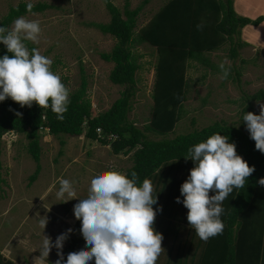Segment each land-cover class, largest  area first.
<instances>
[{
  "label": "trees",
  "instance_id": "trees-1",
  "mask_svg": "<svg viewBox=\"0 0 264 264\" xmlns=\"http://www.w3.org/2000/svg\"><path fill=\"white\" fill-rule=\"evenodd\" d=\"M103 1L106 3L110 20L106 23L90 24L115 39L111 50L102 52L100 56L106 62L113 63L109 80L112 84L122 87L119 97L108 109L93 115L92 103L87 95V78L82 72L80 86L69 91L70 104L68 111L63 114V120L57 119V114L50 107L41 108L35 102L30 108L21 107L10 98L0 102V182L4 180L1 172V154L5 134H21L27 140V151L36 164L35 171L30 175L29 185L36 180L40 172V137L43 132L47 131L58 137L84 135L102 145H110L115 155L132 153V165L126 168L124 173L131 178V173L135 171L140 182L147 178L155 187L153 195L157 194L158 204L153 205V208L162 206V211L157 212L153 225L156 231L162 233L163 237L168 232L165 225L181 228L182 231L176 235L185 232L187 226V234L193 231L190 233V246L196 245L191 254L187 252L188 257H192L188 259L179 253L181 249H174L176 254L171 256L172 258L169 256L172 264H247L240 247L249 246L248 226H252L255 220L253 217L256 215H261L256 217L259 222L264 220V186L258 183L259 179L264 178V154L255 148V141L250 138L244 122L241 121L236 126L214 121L185 134L171 138L165 136L173 131L181 119V107L189 87L186 75L189 62L210 65L204 53L214 52L227 42L230 44L228 56L235 60L238 50L246 45L240 39L241 29L248 24H259L263 17L253 20L237 14L233 6L234 0H168L145 25L137 29L138 17L148 0H143V3L134 9L129 7L128 0L123 9L112 4L111 0ZM27 3L29 2L22 1L10 7L0 18V24L11 29L15 19L28 13L43 12L49 7L43 2L32 3L33 9L29 12ZM202 22L204 27L200 30L197 25ZM26 43L29 50L34 48L29 41ZM141 44L156 48L152 106L146 130L162 136L160 139L148 137L129 119L137 93V71L140 68L134 48ZM6 51L0 43V56L6 54ZM210 66L216 69L215 65ZM232 70L235 71L236 77L240 75L236 67H231ZM246 99L264 100V88L248 95ZM250 107L252 106L243 108L241 117L245 112H251ZM216 133L228 136L229 142L236 144L237 154L242 156L250 167L254 165L255 172L247 178L243 188L234 189L225 199L224 211L220 217L224 225L223 231L205 242L190 227L187 221L188 209L182 203H177L176 198L179 196L183 200L180 187L185 179L179 172L183 168L190 171L194 167L192 160L185 159L189 148L206 141ZM61 143L63 144V141ZM75 226L81 233L80 220L77 219ZM163 242L164 240L162 244ZM185 244L183 240L178 246L185 247ZM85 246V238L81 233V236L68 239L67 250L69 253ZM171 246L173 248V245ZM0 258L4 259L1 254ZM66 258L67 255L64 259ZM5 263L13 264L9 260ZM90 264H94V261Z\"/></svg>",
  "mask_w": 264,
  "mask_h": 264
},
{
  "label": "rangeland",
  "instance_id": "rangeland-1",
  "mask_svg": "<svg viewBox=\"0 0 264 264\" xmlns=\"http://www.w3.org/2000/svg\"><path fill=\"white\" fill-rule=\"evenodd\" d=\"M22 1L43 2L49 5L43 12L21 16L29 20H38L41 26L39 43L29 41L30 44L52 60L51 70L61 78L69 91L76 90L80 86L81 74L84 73L87 78V95L92 103L93 115L108 109L119 97L122 87L110 82L109 72L113 63L103 60L100 54L110 51L115 39L111 35L103 34L90 24L106 23L110 20L106 3L103 0H0V18L10 7ZM167 1L148 0L138 17L137 29L145 25ZM111 2L123 9L126 0H111ZM128 2L129 7L134 9L140 6L143 0H128ZM259 2L264 3L261 0L257 1ZM241 6L242 3H238L237 8L241 9ZM250 8L253 9L252 6ZM259 24H249L245 27L251 30H248L249 32L256 34L255 37L259 43H264V34L262 38L259 37V31L256 29ZM12 26L13 23L11 28ZM246 46L238 50V57L235 60L228 56L229 42L213 53H204L205 58H209L218 65L216 69L203 63L190 61L194 66L188 68L189 87L186 100L181 107V119L176 123L173 131L167 133L165 137L171 138L185 134L214 121L238 126L242 121V110L246 106H252L251 112L259 114L264 100H247L246 98L258 89L264 88V50L252 51L248 49V45ZM134 51L138 56L140 68L137 71V93L129 119L148 137L160 139L162 136L146 130L152 106L151 91L155 78L153 69L156 54L147 44L135 47ZM221 62H226V67L228 65L236 67L240 75L236 77L235 71L232 70L226 80L221 79L222 72L219 68ZM131 156L132 153L115 155L110 145H102L98 141L87 139L84 135L58 137L45 131L40 137V172L36 180L29 185L30 175L35 171L36 164L27 151V140L21 134H5L1 154V172L4 180L0 182V223L15 225L16 222H21L23 227L17 224L16 230H27L22 233L39 238L41 232H44L39 221L47 217L48 223L44 230L50 235L53 243L57 236L68 229H72L68 237L78 236L79 232L73 225L76 219L73 208L78 200L71 199L64 202L56 198L59 180L64 178L73 182L77 197L84 198L88 194L91 178L95 174L102 171L124 173L125 169L132 165ZM189 174L190 171L184 168L179 172L185 180ZM213 194L210 192V195ZM65 199L69 198L65 197ZM259 216L261 215L253 217L255 220L252 226L256 230H261L255 238L247 239V244L254 252L251 254L253 264L261 263V256L264 254V220L259 222L256 218ZM165 226L168 232L163 239L164 251L159 256L157 264H172L169 256L176 254V251L170 248L171 245L174 248L186 240L185 247L179 250L180 254L187 252L191 254L196 245L190 246L192 239L190 233L193 231L187 234L188 227L185 232L176 235L177 232L182 231L181 228L176 225ZM8 232V226L2 227V230L0 228V240L3 238V233H6L0 245H3L2 250L17 255L16 263L26 264L23 259L26 253L32 255L30 264H53L58 259L57 249L53 248L47 258L48 261H41L38 258L40 255L38 248L41 246L38 245V241L34 243L30 241L29 246L19 247L17 241L10 240L11 236H8ZM66 244L65 241L62 249L64 256L67 254ZM256 253L260 254V258H256ZM199 254L198 252L197 255ZM191 257L189 256L188 259Z\"/></svg>",
  "mask_w": 264,
  "mask_h": 264
},
{
  "label": "clouds",
  "instance_id": "clouds-1",
  "mask_svg": "<svg viewBox=\"0 0 264 264\" xmlns=\"http://www.w3.org/2000/svg\"><path fill=\"white\" fill-rule=\"evenodd\" d=\"M32 9L33 4L27 3V10L31 12ZM203 27V22L197 25L200 30ZM40 34L39 21L24 17L15 19L11 29L0 26V43L7 50L0 56V102L10 98L21 107L29 108L35 102L41 108L50 107L57 119L63 120L70 104L69 89L51 70L52 60L36 48L29 50L26 43H39ZM219 68L221 79L226 80L231 66L226 67V62H221ZM242 121L255 141V148L264 154V104H261L259 114L245 112ZM185 159L192 160L194 167L180 187L183 200L178 196L176 202L188 209L190 227L207 242L223 231L220 218L224 211L223 202L234 189L245 186L247 178L255 172V166L250 167L237 154L236 144L220 133L190 147ZM258 183L264 186V178ZM210 192L214 194L210 195ZM153 193L152 182L147 178L140 182L135 171L131 178L117 171L95 174L84 198L77 197L73 182L61 178L56 198L64 202L78 200L73 211L76 221L81 222L80 230L86 246L69 253L67 250L64 259L63 245L72 231L68 229L57 236L54 243L50 237L44 236L38 248V258L47 260L55 248L58 255L55 264H90L93 261L94 264H157L164 251V237L153 227L157 212L162 211V206L153 208L158 204L157 194L154 196ZM39 223L44 231L47 217Z\"/></svg>",
  "mask_w": 264,
  "mask_h": 264
},
{
  "label": "crops",
  "instance_id": "crops-1",
  "mask_svg": "<svg viewBox=\"0 0 264 264\" xmlns=\"http://www.w3.org/2000/svg\"><path fill=\"white\" fill-rule=\"evenodd\" d=\"M258 1V0H257ZM257 1L255 2V0H234V3H233V6H234V9H235V11L239 14V15H242V16H245V17H248V18H250V19H256V18H258V17H260V16H262L263 17V19H264V3H261V2H259V3H257ZM261 1H264V0H261ZM238 3H242V6H241V9H238L237 7H238ZM252 6V8L253 9H251L250 7ZM248 7V9L246 10V8ZM240 8V7H239ZM154 15V14H153ZM152 15V16H153ZM150 20V19H149ZM148 20V21H149ZM249 25V24H248ZM247 26V25H246ZM259 27H257L256 29L259 31V37H263V34H264V20H263V22H261L259 25H258ZM243 32H242V35H243V37H242V35H241V33H240V39L243 41V42H245L246 43V45H248L249 46V48L248 49H250V50H252V51H256V50H259V49H262V50H264V43H259L258 41H257V37H255V33H251V32H249V31H251L248 27H243ZM249 30V31H248ZM255 32V31H254ZM246 45H244V46H246ZM243 46V47H244ZM150 47H152V46H150ZM242 47V48H243ZM247 47V46H246ZM245 47V48H246ZM153 49H154V51H155V54H156V48L155 47H152ZM241 48V49H242ZM213 53V52H212ZM238 57V56H237ZM208 60H209V63H210V65H217L216 63H214V62H212V61H210V59L209 58H207ZM189 64H190V66H192L193 64H191V62H189ZM206 65H208V63H206ZM209 65V66H210ZM193 67V66H192ZM217 67H218V65H217ZM189 68V67H188ZM153 72H154V69H153ZM187 78H188V70H187ZM189 80V79H188ZM70 137V136H69ZM155 188V187H154ZM5 214H6V211L4 212ZM75 221H76V219L74 220V222H73V225H75ZM251 223V222H250ZM17 224L18 225H20L21 226V228L23 227L22 226V224H21V222H16L15 223V225H11L10 223H3V222H1L0 223V228H1V230H2V227H4V226H8V228H9V237L11 236V239L10 240H15V241H17L18 243H19V247H21V246H23V245H25V246H29V244H30V241H32L33 243L34 242H36V241H38V245H41L42 244V241H43V239H44V236H48V237H50V235L49 234H47L46 232H45V230H44V232H41V235L39 236V238H37V237H35L34 235H31V234H23L22 232H26L25 230L23 231V229H19V230H16V228H17ZM185 226H186V224H185ZM188 227V226H187ZM247 230V229H246ZM261 229H258V230H256L253 226H248V230H247V239H251V238H255L256 237V234L258 233V231H260ZM16 231H18V232H16ZM78 231V230H77ZM6 237V233H3V238L0 240V244H2L1 242L4 240V238ZM51 238V237H50ZM69 238H73V237H68L65 241H66V250H67V247H68V242H67V240L69 239ZM5 240H7V239H5ZM52 240V239H51ZM53 241V240H52ZM185 242H186V240H185ZM238 244H239V242H238ZM245 246H246V248H245ZM245 246H242V247H240V249H241V251H242V255H244V258L246 259V261H247V264H250V263H252V260H251V254H253L254 252L252 251V248L250 247V246H247V245H245ZM2 248H3V245H0V254H1V256L4 258V259H1L0 258V264H7V263H5L6 262V260H11L14 264H18V263H16V257H17V255H14L13 253H10L9 251H4V250H2ZM172 250H174V249H182V248H184L183 246H181V247H179L178 245L175 247V248H172V246L170 247ZM191 248V247H190ZM196 249V248H195ZM17 254H18V252H17ZM185 255V257H186V255H187V253L186 254H184ZM256 255V258H260V254L259 253H256L255 254ZM31 256L32 255H28V253H26V257H23V259H24V262L26 263V264H30L29 262H30V258H31ZM19 257V256H18ZM262 259H261V263H259V264H264V254H262ZM57 260V259H56ZM55 260V261H56Z\"/></svg>",
  "mask_w": 264,
  "mask_h": 264
},
{
  "label": "built area",
  "instance_id": "built-area-1",
  "mask_svg": "<svg viewBox=\"0 0 264 264\" xmlns=\"http://www.w3.org/2000/svg\"><path fill=\"white\" fill-rule=\"evenodd\" d=\"M98 130H99V128H98ZM112 138H114L113 136H111Z\"/></svg>",
  "mask_w": 264,
  "mask_h": 264
}]
</instances>
